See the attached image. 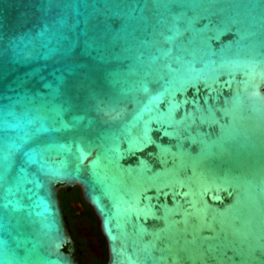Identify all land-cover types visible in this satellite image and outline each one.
<instances>
[{
  "label": "water",
  "instance_id": "95a60500",
  "mask_svg": "<svg viewBox=\"0 0 264 264\" xmlns=\"http://www.w3.org/2000/svg\"><path fill=\"white\" fill-rule=\"evenodd\" d=\"M264 264V0H0V264Z\"/></svg>",
  "mask_w": 264,
  "mask_h": 264
},
{
  "label": "flooded vegetation",
  "instance_id": "af4514ba",
  "mask_svg": "<svg viewBox=\"0 0 264 264\" xmlns=\"http://www.w3.org/2000/svg\"><path fill=\"white\" fill-rule=\"evenodd\" d=\"M76 189L79 190V195H77ZM59 199L68 222L69 217L73 220L72 223L69 222V225L75 246H66L64 250L68 252L72 249V257L79 264H106L108 260L106 241L99 231L98 219L93 210L84 203L80 189L78 187L71 190L61 189ZM65 209L69 212V216ZM89 215H92L97 221V228L86 220Z\"/></svg>",
  "mask_w": 264,
  "mask_h": 264
},
{
  "label": "trees",
  "instance_id": "16d2710c",
  "mask_svg": "<svg viewBox=\"0 0 264 264\" xmlns=\"http://www.w3.org/2000/svg\"><path fill=\"white\" fill-rule=\"evenodd\" d=\"M76 192H77V195H79V190H78V189H76ZM65 210H66V213H67L68 216H69V212L67 211V209H65ZM89 216H90V217H89ZM89 216L86 217V220H87V221H90V223H91L92 225H94V226L97 228V221L95 220V218H94L92 215H89ZM69 222H70V223L73 222L72 218H70V217H69Z\"/></svg>",
  "mask_w": 264,
  "mask_h": 264
}]
</instances>
